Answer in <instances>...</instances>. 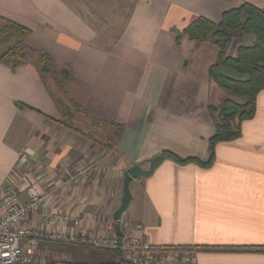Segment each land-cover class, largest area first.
<instances>
[{"label": "crops", "instance_id": "1", "mask_svg": "<svg viewBox=\"0 0 264 264\" xmlns=\"http://www.w3.org/2000/svg\"><path fill=\"white\" fill-rule=\"evenodd\" d=\"M246 2L264 9V0H134L109 41L71 0H0V17L31 29L26 46L49 54L55 72L71 74L57 86L33 62L13 71L0 61V196L13 177L27 178L42 196L37 214L23 223L63 229L44 216L63 214L66 231L94 237L108 235L113 222L116 233L185 248L195 264H264V89L255 116L242 123V136L218 143L211 166L165 157L152 175L131 181L133 198L121 221L114 220L132 165L163 151L208 158L215 133L208 107L241 99L209 75L218 46L182 31L197 16L220 22L225 11ZM254 40L237 30L227 54L236 56ZM55 97L78 119L124 125L121 137L108 147L60 124L68 113ZM20 199L28 201L24 189ZM75 219H83L81 227ZM31 252L40 264H115L120 258L111 250L49 240Z\"/></svg>", "mask_w": 264, "mask_h": 264}, {"label": "trees", "instance_id": "2", "mask_svg": "<svg viewBox=\"0 0 264 264\" xmlns=\"http://www.w3.org/2000/svg\"><path fill=\"white\" fill-rule=\"evenodd\" d=\"M237 30L253 34L255 40L250 46H240L236 56L232 57L227 54V50ZM182 32L191 40L212 42L218 46V60L210 66L209 75L218 86L241 99L238 101L228 98L220 105L208 107L215 122V133L209 139V156L207 159L204 160L195 156L184 158L170 151L162 152L167 158L181 164L196 163L202 167H209L215 161L216 145L220 142L240 138L242 136V123L253 118L256 114L257 96L264 89V9L246 2L238 8L225 11L220 22H214L204 16H197ZM30 35L31 29L8 18L0 17V61L8 65L13 71H16L23 64L33 62L42 75L54 76L57 86L66 81L71 76L69 70L55 72L49 54L26 46L25 42ZM224 69L246 77L236 78L227 75L224 73ZM65 95L67 96V93ZM55 99L60 108L69 114L70 119L73 121L74 118L77 119L76 124L70 123L65 118L58 120V122L75 133L108 147H113L121 137L124 125L100 121L90 116L83 120L78 119L75 111H71L72 106L64 99H57L56 97ZM70 102L74 108H80L78 103L71 100ZM106 126L111 131L102 130ZM97 128H100V131ZM115 253L120 257L118 263L115 264H131L119 252ZM29 264L40 263L32 261Z\"/></svg>", "mask_w": 264, "mask_h": 264}, {"label": "built area", "instance_id": "3", "mask_svg": "<svg viewBox=\"0 0 264 264\" xmlns=\"http://www.w3.org/2000/svg\"><path fill=\"white\" fill-rule=\"evenodd\" d=\"M23 189L28 197L25 203L20 199ZM41 200V193L27 178L13 177L8 182L0 196V264L31 263V249L40 240L91 245L119 252L131 264H195L194 256L185 248L156 246L139 236L116 233L113 222L108 225V235L94 237L66 231V217L52 212L44 215L46 220L58 223L63 229L43 230L25 225L23 222L30 215L37 214ZM82 224L83 219H75V226L81 227ZM136 228L142 230L143 225L136 224Z\"/></svg>", "mask_w": 264, "mask_h": 264}, {"label": "rangeland", "instance_id": "4", "mask_svg": "<svg viewBox=\"0 0 264 264\" xmlns=\"http://www.w3.org/2000/svg\"><path fill=\"white\" fill-rule=\"evenodd\" d=\"M71 2L88 17L93 26L100 30L101 38L104 40L108 36L106 39L109 41H112L122 29L134 4V0H71ZM65 119L70 123H77V119L74 118L73 121L69 114H65ZM32 259L34 261V258Z\"/></svg>", "mask_w": 264, "mask_h": 264}, {"label": "water", "instance_id": "5", "mask_svg": "<svg viewBox=\"0 0 264 264\" xmlns=\"http://www.w3.org/2000/svg\"><path fill=\"white\" fill-rule=\"evenodd\" d=\"M165 155L163 153L156 155L146 161H142L141 163H137L128 168L127 173L124 178L123 183V196L121 198V205L114 213V220H121L123 213L128 208L133 196L130 189V183L133 179L140 177H148L152 175L155 169L162 163L165 159ZM149 163V167L145 168L144 164Z\"/></svg>", "mask_w": 264, "mask_h": 264}, {"label": "bare ground", "instance_id": "6", "mask_svg": "<svg viewBox=\"0 0 264 264\" xmlns=\"http://www.w3.org/2000/svg\"><path fill=\"white\" fill-rule=\"evenodd\" d=\"M120 221H121V220H120ZM132 227H133V226H132ZM132 227H131V228H132ZM99 236H100V235H99ZM32 260H33V259H32Z\"/></svg>", "mask_w": 264, "mask_h": 264}]
</instances>
